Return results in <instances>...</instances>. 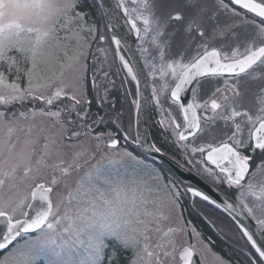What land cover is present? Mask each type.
I'll list each match as a JSON object with an SVG mask.
<instances>
[{
  "label": "snow or ice",
  "instance_id": "obj_1",
  "mask_svg": "<svg viewBox=\"0 0 264 264\" xmlns=\"http://www.w3.org/2000/svg\"><path fill=\"white\" fill-rule=\"evenodd\" d=\"M94 7L0 0V264H264V0Z\"/></svg>",
  "mask_w": 264,
  "mask_h": 264
},
{
  "label": "rangeland",
  "instance_id": "obj_2",
  "mask_svg": "<svg viewBox=\"0 0 264 264\" xmlns=\"http://www.w3.org/2000/svg\"><path fill=\"white\" fill-rule=\"evenodd\" d=\"M83 13H84L85 16H87L84 11H83ZM93 21L98 22V17L96 15L89 22L91 23ZM13 78L14 77L9 76V80L10 81ZM21 83L23 84V81ZM113 99L116 100V106L117 107H120L121 104H123V105H125V107H127V101H125V99L123 97V89H121V92H120L119 96L118 97H114ZM128 99L130 100L131 97H129ZM94 108H96L95 101L93 102L92 110ZM130 150H131V148H130ZM183 215H184L185 221L189 225V236H188V239L191 241L192 240L191 228H196L198 231H200V230L196 226L193 225V222L191 221L190 217L191 218H193V217L195 218L196 217L197 220H199V219H198V216L196 214V210L192 209L190 204L185 207ZM186 215H188V217H186ZM200 218H203V217H200ZM174 223L175 222H173V226H174ZM211 230H213V228ZM200 232H202V231H200ZM213 232L215 233L214 230H213ZM203 237L207 238L206 242L213 249V251H215L217 254L223 256L224 258L234 257V253H232V245H231L230 241H228L227 239H225L227 242L223 240L226 245H222V244L216 243V245L214 246L212 243L209 242L208 237L206 236V233H203ZM192 242H195V241H192ZM105 243H106V248H105V261H104V264H108V260L111 259L113 256L117 258L116 264H131L132 252L130 250H127V249H124V248L120 247L119 243L117 241H115L114 239L106 238ZM45 259H46V257H42L41 260L39 261V264H44ZM196 259H197V264H199V257H197ZM208 262H209V264H212V257H211L210 254L208 256ZM178 264H179V262H178Z\"/></svg>",
  "mask_w": 264,
  "mask_h": 264
},
{
  "label": "trees",
  "instance_id": "obj_3",
  "mask_svg": "<svg viewBox=\"0 0 264 264\" xmlns=\"http://www.w3.org/2000/svg\"><path fill=\"white\" fill-rule=\"evenodd\" d=\"M80 3H81L82 11H84L87 16H90L91 17L90 20H92L95 16L94 0H80ZM92 111H96V108H94ZM186 217H188V215H186ZM190 219L193 222L194 226H196L203 233H206V236L208 237L209 242L212 243L214 246L216 245V243L226 245L224 242L226 240L223 238L218 239L216 236V232L214 233L213 230H211L212 226L209 225L204 218L198 217L199 220H197L196 217L195 218L190 217Z\"/></svg>",
  "mask_w": 264,
  "mask_h": 264
},
{
  "label": "water",
  "instance_id": "obj_4",
  "mask_svg": "<svg viewBox=\"0 0 264 264\" xmlns=\"http://www.w3.org/2000/svg\"><path fill=\"white\" fill-rule=\"evenodd\" d=\"M117 31H119V29H117ZM140 120H141L140 131L144 132L145 130H147L149 139L152 140L150 130H149V110L146 109L144 112L141 113ZM149 158L152 159V157H149ZM157 161L159 162V160ZM173 170L176 172L178 176L187 177V179L184 180V183H189V184H192L193 186L200 187L201 189L208 191L213 196L216 195V192L214 190H211L209 186L205 184L204 181L200 180L198 177L192 176L190 173L180 172L179 169L174 168ZM243 220L245 224L249 223L246 217L243 218Z\"/></svg>",
  "mask_w": 264,
  "mask_h": 264
},
{
  "label": "flooded vegetation",
  "instance_id": "obj_5",
  "mask_svg": "<svg viewBox=\"0 0 264 264\" xmlns=\"http://www.w3.org/2000/svg\"><path fill=\"white\" fill-rule=\"evenodd\" d=\"M154 112V111H153ZM154 116L158 119L159 117L157 116V114L154 112ZM152 134L156 137V140L162 141L163 137L160 136V130L159 127H155L152 125V130H151ZM160 137H159V136Z\"/></svg>",
  "mask_w": 264,
  "mask_h": 264
}]
</instances>
